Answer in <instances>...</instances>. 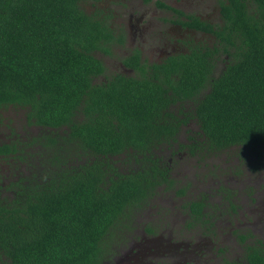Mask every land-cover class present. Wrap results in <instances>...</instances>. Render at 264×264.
<instances>
[{"label": "trees", "instance_id": "16d2710c", "mask_svg": "<svg viewBox=\"0 0 264 264\" xmlns=\"http://www.w3.org/2000/svg\"><path fill=\"white\" fill-rule=\"evenodd\" d=\"M83 1L0 0V132L8 110L40 128L0 137V264H102L119 222L175 187L162 152L184 127L196 126L189 155L264 167V0H222L220 24L157 1L214 43L150 64L135 49L124 63L136 75L101 83L98 53L126 36ZM187 207L192 225L208 222L205 199ZM250 237L241 234L247 264H264V239Z\"/></svg>", "mask_w": 264, "mask_h": 264}, {"label": "rangeland", "instance_id": "374dc122", "mask_svg": "<svg viewBox=\"0 0 264 264\" xmlns=\"http://www.w3.org/2000/svg\"><path fill=\"white\" fill-rule=\"evenodd\" d=\"M156 1L159 0L83 1L86 11L109 14L112 25L123 28L126 36L125 44L115 45L112 55L98 53L105 60L107 71L96 82L107 81L116 73L136 75L124 63L135 49H140L150 64L187 51L192 42L214 43L212 35L173 22L177 15L157 7ZM161 1L211 23L222 22V0ZM224 57L219 56L216 73L225 67ZM6 115L10 120L5 119L8 126H2L0 137L38 134L40 128L28 124L23 113L8 110ZM188 127L196 129L194 125ZM188 127L181 131V144L162 152L174 168L175 187H159L143 209L119 222L102 264H222L225 258L243 261L241 234L251 232L264 239V167L252 171L249 161H241L231 153L189 155L182 144L189 143V135L195 134L188 132ZM193 199L208 202V222L191 224L187 205Z\"/></svg>", "mask_w": 264, "mask_h": 264}, {"label": "flooded vegetation", "instance_id": "af4514ba", "mask_svg": "<svg viewBox=\"0 0 264 264\" xmlns=\"http://www.w3.org/2000/svg\"><path fill=\"white\" fill-rule=\"evenodd\" d=\"M156 3H157V1H156ZM158 7V6H157ZM174 7V6H173ZM160 8V7H159ZM175 8H177V7H175ZM178 9H180V8H178ZM182 10V9H181ZM172 11V10H171ZM184 11V10H183ZM174 14H176L174 11H172ZM186 14H192V13H188V12H186V11H184ZM195 15V14H194ZM176 20H178V17L177 18H175V19H172V21L173 22H175ZM176 23V22H175ZM179 25H181L182 27H184V28H187V29H190V30H196V29H193V28H190V27H188V26H183L181 23H178ZM190 44V43H189ZM251 238V237H250ZM250 238L249 239H247V241L248 242H252L253 240H255V239H259V238H257V237H255V238H251L252 240H250ZM260 239H262V238H260ZM240 240H241V236H240ZM241 242L243 243V241L241 240ZM247 243V242H246ZM244 245V244H243ZM244 249H245V247H244ZM245 252V251H244ZM228 254V253H227ZM226 260H230V261H234V259H232V258H225L224 260H223V263L222 264H224V262L226 261ZM238 261V260H237ZM239 262H241L242 264H247V259H246V252H245V258H244V260L243 261H239ZM240 263V264H241Z\"/></svg>", "mask_w": 264, "mask_h": 264}]
</instances>
